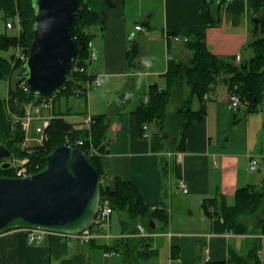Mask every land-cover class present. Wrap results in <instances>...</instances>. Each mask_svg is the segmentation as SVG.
<instances>
[{
	"label": "crops",
	"instance_id": "obj_1",
	"mask_svg": "<svg viewBox=\"0 0 264 264\" xmlns=\"http://www.w3.org/2000/svg\"><path fill=\"white\" fill-rule=\"evenodd\" d=\"M83 2L97 15L88 28L89 47L97 54L87 66L92 79L84 85L83 94L58 99L56 108L53 102L43 106L40 117L43 121L54 112L64 113L77 127H85L84 120L94 114L111 117L107 152L101 157L105 179L110 185L115 177L131 180L147 205L168 213L166 223L155 221L154 231L140 223L148 236H130L145 242L134 248L130 264H207L226 261L233 252L245 255L252 247L264 264V233L259 227L252 233L248 225L245 233L218 232L202 207L203 199L209 197L223 196L232 204L236 189L246 185L264 190V95L253 110L244 104L233 109L226 85H214L204 97L202 117L185 130L182 150L174 148L177 129L148 124L144 137L134 114L150 84L165 85L168 58L186 60L190 55L184 42L169 40V33L187 36L204 32L211 52L218 56L239 54L235 61L240 62L253 54L248 46L254 38L253 21L264 16V6L256 10L249 0ZM207 9L219 17L217 25H206ZM136 24L144 29H136ZM132 42L137 44V54L129 63L126 50ZM95 77L100 79L99 85L93 84ZM177 88L171 101H185L189 87L182 82ZM191 107H197V100ZM177 153L179 161L175 160ZM251 158L257 159L256 169L250 168ZM166 159L171 161L169 171L163 169ZM178 180L186 185L185 192ZM113 212L106 229L109 235H98L88 244L56 232H46L41 241L31 243L25 228L0 233V264H125L117 252L105 249L123 234L120 221L126 215L113 216Z\"/></svg>",
	"mask_w": 264,
	"mask_h": 264
},
{
	"label": "trees",
	"instance_id": "obj_2",
	"mask_svg": "<svg viewBox=\"0 0 264 264\" xmlns=\"http://www.w3.org/2000/svg\"><path fill=\"white\" fill-rule=\"evenodd\" d=\"M249 1L256 7V10L264 6V0ZM0 12L5 22H14L18 18L20 24L18 34L0 33V50L7 51L9 48L18 46H25L29 49L33 39L32 28L35 18L33 1L0 0ZM205 16L207 26H215L219 23V17H213L208 9ZM257 17L259 18V33L248 44L252 48L253 54L249 59L240 62L235 61V54L218 56L211 52L206 45L204 32L186 34L188 39L184 45L190 51L188 58L180 60L169 57L167 70L164 74L165 85L160 87L157 83L150 84L146 95L139 98L134 108L139 131L142 132L143 125L148 124H154L156 128H165L168 125L171 131L175 128L177 131L173 135L175 138L174 148L182 150L186 128L192 121L202 117L205 111L204 94H207L217 83L225 84L229 92L237 94L242 104L246 105L249 110H253L264 95V16ZM96 20V12L89 9L83 0H79L70 27V34L76 44V55L67 72L66 82L59 85L50 95L45 96L52 97L53 103L62 97L83 94L84 85L91 81L92 75L87 72V66L90 63L88 28ZM169 40L172 41V39ZM27 51L26 55H28ZM136 54L137 44L132 42L126 50L127 61L131 63ZM24 62L12 64L11 59L0 56V81L9 80L12 75L15 78V83L9 87L10 112L21 116L24 114L22 106L24 103L31 102L37 105L44 98V96L34 94L31 90L24 91L17 86L18 81L21 80L17 75L24 70ZM76 66L82 70H74ZM16 68L18 69L15 71ZM182 82L189 87V95L181 106L182 108L179 107L178 111L170 112L167 110L168 104L174 90ZM193 100H197L196 108L191 107ZM6 110V104L0 100V142L11 150L13 158H27L26 164L31 172L44 166L47 153L57 145L67 142L88 153L86 146L89 141L93 144L96 153L92 155L88 153V157L95 165L101 179L100 199H107L112 211L126 215V219L120 221V228L121 233H126L128 236L123 237L122 234L120 237H116L113 245L106 246L105 249L117 252L128 263L134 259V248L143 247L145 243L143 238H134L130 237L133 235H129L136 230V223H143L148 230L154 231L149 227L148 220L152 218L154 221L166 223L168 213L162 207L151 208L147 205L143 201L141 192L131 180L115 177L110 185L105 179L101 157L107 152L111 117L106 113L94 114L90 117L89 127H77L76 124L64 118V113L54 112L44 127L42 142L22 147L25 138L24 128L20 121L13 122ZM76 139H83L84 145H77ZM35 164H39L37 168H34ZM166 165L167 161L163 164L165 171ZM0 173L13 175L11 168H0ZM262 199H264L263 189H257L254 185H246L236 189L232 204H227L224 197L219 196L203 199L202 207L203 212L213 218L216 231L245 233L247 223L242 220V217L255 213L259 209ZM101 231L102 228H97L98 234ZM260 232L264 233V221L260 225ZM94 240L95 237L88 243H92ZM232 260L236 264H260L255 247L249 249L245 255L233 252L226 261L208 262L207 264H227Z\"/></svg>",
	"mask_w": 264,
	"mask_h": 264
},
{
	"label": "water",
	"instance_id": "obj_3",
	"mask_svg": "<svg viewBox=\"0 0 264 264\" xmlns=\"http://www.w3.org/2000/svg\"><path fill=\"white\" fill-rule=\"evenodd\" d=\"M35 18L33 39L17 76L39 96L51 94L67 80L76 55L70 34L79 0H32ZM253 21V37L259 33ZM11 150L0 142V168L11 166ZM101 194L99 173L78 147L60 144L46 155L44 166L25 176L0 173V233L15 229H40L75 234L89 228ZM148 225L155 229L150 218Z\"/></svg>",
	"mask_w": 264,
	"mask_h": 264
},
{
	"label": "built area",
	"instance_id": "obj_4",
	"mask_svg": "<svg viewBox=\"0 0 264 264\" xmlns=\"http://www.w3.org/2000/svg\"><path fill=\"white\" fill-rule=\"evenodd\" d=\"M17 22V25L15 24ZM16 22H12V21H7L6 22V28H10V27H17L18 31H19V20L17 19ZM135 28L138 29V30H143L144 28L140 25V24H136L135 25ZM170 39L174 40V41H187V37L186 36H180L178 34H173L170 36ZM17 49L19 48L16 47ZM20 58L23 60L26 59V56L25 54L23 55H19ZM89 58H90V61L91 60H94L97 58V54L96 52L94 51V48L91 47L90 48V55H89ZM240 58V55L239 54H236L235 55V59L236 60H239ZM74 70H82L81 68H78L77 66L74 67ZM93 84L95 85H99L100 84V79L98 77H95L93 80ZM19 87L22 88L24 91H30V88L28 86V84L26 83V81L23 79L20 81L19 83ZM204 97H206V94H204ZM52 97H45L42 98V103H47V101L51 100ZM145 100H146V97H145ZM228 101L231 105V107L233 109H237L240 105H242V102L239 98V96L233 92H229L228 94ZM30 103V102H29ZM28 107H30V105L28 104L27 106H24L25 108V116L27 119V121L23 124L24 128L28 127V123L29 121L33 118V116H30L29 115V111H28ZM34 111H35V114H39L40 110L39 108H37L36 106L33 108ZM51 117V116H50ZM49 118H44L43 121H42V136H41V139L44 138V127L48 124L49 122ZM90 121H91V118L88 117L84 120V123L86 124L85 127H89V124H90ZM146 128H147V125H143V131L141 132V135L142 136H147L148 133L146 131ZM90 138V137H89ZM66 141H68V139L66 138ZM75 143L77 145H84V140L83 139H76ZM66 144H68L66 142ZM86 149L88 151V153L90 155L92 154H95L96 153V150H95V147L93 146V144L89 141V144L88 146H86ZM88 153H86L88 155ZM171 153H168L167 156H168V159L170 157ZM167 160V169L166 170H170L171 168V161L170 160ZM175 160H180V156L179 154L177 153L176 156H175ZM27 161L28 159L27 158H22V159H16V158H12L11 159V171L13 173L14 176H25L29 173H31V171L29 170V168L27 167ZM38 166L35 165V168H37ZM257 167V159L256 158H251L250 159V168L251 169H256ZM177 184L178 186L185 192L187 190L186 188V185L184 184V182L182 180H178L177 181ZM111 208L109 206V201L107 199H103V200H100V204H99V207H98V210L96 212V215H95V218H94V222L92 224L91 227L89 228H86L78 233H75V234H63L69 238H72V239H75L78 243L80 244H84V243H88L92 238L96 237L98 234L97 232V228H106L108 226V218H109V215L111 213ZM147 229V228H146ZM148 230V229H147ZM26 232H27V240L29 242H33V243H37L39 241L42 240L44 234L47 232V231H44V230H40V229H26ZM150 233H148V231L145 230V227L142 225V224H137L136 225V230L134 231V233H132V235H138V236H148ZM178 261V260H177Z\"/></svg>",
	"mask_w": 264,
	"mask_h": 264
},
{
	"label": "rangeland",
	"instance_id": "obj_5",
	"mask_svg": "<svg viewBox=\"0 0 264 264\" xmlns=\"http://www.w3.org/2000/svg\"><path fill=\"white\" fill-rule=\"evenodd\" d=\"M1 16H2V14L0 12V33L5 32L7 34H18L19 31H18L17 27L12 26L10 28H6V22H5V20L2 19ZM17 19L18 18H16L14 20V22H16ZM15 24L17 25V22ZM19 29H20V24H19ZM172 41L173 42H180V41H174V40H172ZM27 50H29V49L26 48L25 46L19 47L18 49L16 47L15 48H9V50H7V51L0 50V56L6 57L7 59H11V63L15 64V63L24 61V59L22 60L19 55H23V54L26 55ZM27 52H29V51H27ZM17 69L18 68L14 69V70L16 71ZM13 77L14 76L12 75L9 80L0 81V100H2L6 104V109H7L6 111L8 112V114H10V117H11L10 119L13 120V122L20 121L22 124V127L24 128L23 124L27 121V119H25L26 118L25 108H24V114L22 116L18 115L17 113L10 112V109H9V104H8L9 87L15 83V78H13ZM20 81L21 80L18 81L17 86H19ZM177 91H178V88H176L173 93H176ZM206 96H207V94H206ZM179 101H170V103L168 104L167 110L173 112V111H176L177 109H179V107H181L184 104V99L181 102H179ZM49 102L52 103L53 99H51L50 101L48 100L47 103H42V101H41V103H39L37 105H34L31 102L30 103L27 102V103H24L22 105L24 107V106H27L29 104L30 105V107H28L29 115L33 116V118L28 123V127L24 128L25 138H24V141L21 145L22 147L32 146L33 144H40L42 142V140H41V136H42L41 129H42L43 124H42V117H40V112H41V109L43 106H46V105L49 106ZM53 105L56 108L58 105L57 101L54 102ZM33 106L34 107L36 106L37 108H39V110H40L39 114H35L34 109H32ZM41 114H43V111L41 112ZM76 125H77V123H76ZM152 126H155V125L153 124ZM16 159H18V158H16ZM35 165H37V164H35ZM35 165H34V168H35ZM228 203H232V202L229 201ZM113 213H114L113 216H116V214H118L120 212L115 211ZM242 220L246 221L248 226H251L250 227V229H252L251 233L254 232V230H256L257 227L260 228L261 223L264 221V199H262L260 207H259V209L256 210L255 213L248 214L244 218L242 217ZM106 229H107V227L102 229V231L99 233V235H109V233ZM255 234H257V233L255 232ZM125 235L126 234H123V236H125ZM129 235H132V234H129ZM130 263H132V262H129V263L126 262L125 264H130Z\"/></svg>",
	"mask_w": 264,
	"mask_h": 264
}]
</instances>
